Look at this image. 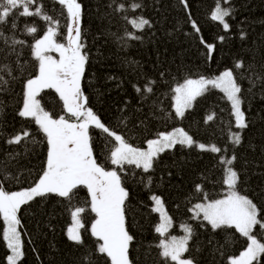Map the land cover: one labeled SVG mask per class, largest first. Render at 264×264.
I'll return each mask as SVG.
<instances>
[{
  "label": "trees",
  "instance_id": "obj_1",
  "mask_svg": "<svg viewBox=\"0 0 264 264\" xmlns=\"http://www.w3.org/2000/svg\"><path fill=\"white\" fill-rule=\"evenodd\" d=\"M39 3L47 15L59 20L56 40L67 45L70 21L66 12L55 0ZM78 3L82 52L87 56L81 79L84 106L136 148L143 149L161 134L180 128L197 144H215L222 149L221 153H213L200 150L196 144L190 148L177 144L159 153L152 169L144 172L135 165L112 164L111 152L117 142L100 129L88 128L93 157L106 171L116 169L128 193L123 207L125 228L133 237L128 250L130 264H175L165 261L159 245L172 236L181 237L185 226L191 227L192 236L183 259H191L193 264H230L249 241L234 227L213 229L202 215L197 219L195 205L228 195L224 182L227 166L220 161L234 155L231 167L239 177L236 190L256 204L258 219L264 221V0H221L220 7L230 9L225 17L228 30L210 18L217 0H186V6L183 0ZM133 3L140 7L133 9ZM120 4L124 11L117 10ZM139 17L147 19L150 26L142 30L133 27L130 21ZM12 22L16 24L14 29ZM33 25L37 32L29 34L26 26ZM47 26L40 17L15 13L8 23L0 25L8 37L7 43L0 39V67L7 66L0 72L4 78L0 81V182L9 192L34 186L47 167L50 146L46 135L34 118L19 115L27 81L39 75L34 45L46 34ZM13 39L23 43L13 45ZM238 63L243 66L237 68ZM226 70L232 71L241 88L246 128L236 127L231 104L219 89L198 96L183 118L175 114L176 86L188 79L214 78ZM146 86L153 91L146 92ZM37 97L52 118L63 116L70 123L80 122L67 112L55 89L42 88ZM209 116L213 118L208 120ZM25 130L30 133L26 140L8 143ZM233 133L240 135L239 145L232 143ZM74 193L71 206L85 208L81 215L83 243L69 239L72 218L68 200L54 194L36 197L22 205L17 214L23 245L18 264H111L105 254L97 251L101 242L90 231L97 217L90 210L88 189L80 185ZM152 197L162 200L172 222L164 236L156 232L160 217ZM3 231L5 223L0 216V264H7L11 252L2 239ZM253 235L264 242V229L259 225Z\"/></svg>",
  "mask_w": 264,
  "mask_h": 264
},
{
  "label": "snow or ice",
  "instance_id": "obj_2",
  "mask_svg": "<svg viewBox=\"0 0 264 264\" xmlns=\"http://www.w3.org/2000/svg\"><path fill=\"white\" fill-rule=\"evenodd\" d=\"M62 6L70 24L66 28L67 45L57 42L59 20L47 15L43 11V6L39 0H0V25L8 23V18L14 13L16 16L40 17L48 26L46 34L42 38H37L34 45L35 58L39 61V76L27 81V92L23 104V109L19 112L21 117H32L42 129L47 137L50 146L47 167L43 171L41 178L34 186L26 190L9 192L5 190L0 182V216L6 224V230L2 233V239L6 242L11 254L7 257V264H18L23 257V245L21 233L18 230L20 219L18 212L22 205L28 204L36 197H44L54 194L69 201L73 226L68 229L69 239L76 243H83L80 228L83 227L81 215L85 211L84 207L71 206L74 198V189L83 185L88 189L91 196L90 210L95 213L97 219L91 225V234L101 243L98 244L97 251L105 254L111 264H130L128 250L133 237L129 235L125 228L124 201L127 198V191L121 186L120 177L116 171H106L93 157L89 144L88 128L92 124L95 128L102 130L108 136L113 137L117 142L111 152V163L123 166L125 163L142 168L144 172L152 169L153 160L159 153L166 149L173 148L179 144L185 147H192L194 144L200 150L221 153V147L215 144L206 146L198 143L183 129H177L170 133H163L158 139L148 142V150H140L127 143L122 135L110 130L100 119L90 110L85 109L86 98L81 93V79L87 62L86 54L82 53L83 45L80 38L79 22L81 18V4L78 0H55ZM186 6V0H183ZM221 0H217L216 7L210 15L213 21H218L225 30L229 29V24L225 17L230 15L229 8L220 7ZM227 2V0H225ZM133 9L139 8L140 4L133 3ZM19 11H16V10ZM118 11H124V5L118 6ZM130 23L138 30H142L145 25L150 26V22L142 17L133 19ZM11 27H16L15 22ZM193 28L199 29L193 22ZM29 34H35L37 27L26 26ZM131 38L139 39L132 35ZM0 39L8 42L3 30H0ZM223 39V37H221ZM13 45L23 43L13 39ZM210 49L213 47L208 46ZM59 53V60L46 55L48 52ZM243 65L238 63L237 68ZM7 66L0 67V72ZM11 75V70L8 69ZM0 76V81H3ZM6 83V81H5ZM154 83V82H152ZM42 88H52L59 93L67 112L77 120L83 117L79 123H70L63 116L58 119L52 118L48 112L43 111L39 102L35 99L36 94ZM210 89H219L231 104V109L235 117L237 128H246L247 122L245 113L241 109L242 99L240 97L241 88L237 84L231 70L224 71L214 79L201 78L198 80L188 79L184 83L174 88L175 114L183 118L185 110L192 107L193 101ZM141 89L137 88V92ZM145 91L151 93L152 87L146 86ZM213 117L209 116L208 120ZM30 133L25 130L22 134L14 136L8 141L10 144H19L21 140H26ZM231 141L234 145H239L241 137L238 133H233ZM226 151V149L224 150ZM235 156L224 158L220 162L227 166L224 182L227 184L229 193L224 199H218L208 203L195 205V216L207 221L213 229L235 228L249 243L246 249L236 258H232L230 264H261V257H264V242H261L253 231L257 225L264 229V221L258 219L260 212L248 197L241 195L236 190L239 177L237 172L231 167ZM199 189V186H197ZM156 202V211L160 212L161 222L156 228V232L162 236L167 234L171 226L170 217L162 211V201L157 197H152ZM185 235L181 238L175 236L161 242V256L165 261H172L175 264H193L191 259H182L188 251V241L192 236L190 226L183 228ZM90 260V257H86Z\"/></svg>",
  "mask_w": 264,
  "mask_h": 264
},
{
  "label": "rangeland",
  "instance_id": "obj_3",
  "mask_svg": "<svg viewBox=\"0 0 264 264\" xmlns=\"http://www.w3.org/2000/svg\"><path fill=\"white\" fill-rule=\"evenodd\" d=\"M55 39H56V37H55ZM83 53V52H82ZM46 55H49V56H51L53 59H56V60H59V53H57V52H54V51H52V52H48V53H46ZM222 74V73H221ZM220 74V75H221ZM39 76V75H38ZM219 76V75H218ZM218 76H216V77H218ZM216 77H214V78H216ZM37 78V77H36ZM214 78H210V79H214ZM198 80V79H197ZM26 92H27V87H26ZM26 92H25V96H26ZM37 95H38V93L36 94V96H35V99L39 102V100H38V97H37ZM194 102V101H193ZM39 104H40V102H39ZM41 106V105H40ZM42 108V107H41ZM84 108L87 110V109H90L89 107H86V106H84ZM241 109H242V107H241ZM44 111V110H43ZM185 112H186V110H185ZM32 118V117H31ZM83 117H81L80 118V122H82L83 121ZM101 121V120H100ZM90 127H95L94 125H92V124H90L89 125V128ZM180 129V128H179ZM177 130V129H176ZM173 131H175V130H173ZM173 131H171V132H173ZM168 133H170V132H168ZM159 138V137H158ZM158 138H156V139H158ZM155 140V139H154ZM138 149H140V148H138ZM169 149H171V148H169ZM140 150H148V144H147V146L145 147V148H143V149H140ZM166 150H168V149H166ZM165 151V150H164ZM126 164V163H125ZM115 166H118V165H115ZM113 171H116V169L115 170H113ZM226 198V197H225ZM160 199V198H159ZM224 199V198H223ZM161 200V199H160ZM162 201V200H161ZM156 207H157V205H156V202H155V200H154V209H156ZM156 211V210H155ZM162 211L163 212H165L166 214H167V212L165 211V208H164V206H163V204H162ZM157 212V211H156ZM158 214H159V217H160V222H161V216H160V212H157ZM168 215V214H167ZM202 215V214H201ZM169 216V215H168ZM160 224V223H159ZM73 226V223L71 224V226L70 227H72ZM171 226H172V222H171ZM171 226L169 227V229L167 230V232L170 230V228H171ZM69 227V228H70ZM5 230H6V224H5ZM80 233H81V228H80ZM185 235V232H184V234L181 236V237H183ZM181 237H177V238H181ZM167 239H165V241H166ZM183 259V258H182Z\"/></svg>",
  "mask_w": 264,
  "mask_h": 264
}]
</instances>
